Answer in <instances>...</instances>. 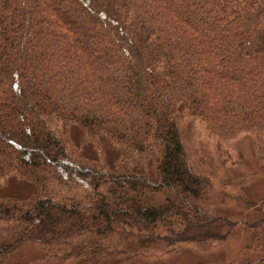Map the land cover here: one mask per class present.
Wrapping results in <instances>:
<instances>
[{"label": "trees", "instance_id": "trees-1", "mask_svg": "<svg viewBox=\"0 0 264 264\" xmlns=\"http://www.w3.org/2000/svg\"><path fill=\"white\" fill-rule=\"evenodd\" d=\"M184 118L223 163L264 137V0H0V186L17 179L0 264L30 244L48 264H132L244 233L228 264H264V199L193 161Z\"/></svg>", "mask_w": 264, "mask_h": 264}, {"label": "rangeland", "instance_id": "rangeland-1", "mask_svg": "<svg viewBox=\"0 0 264 264\" xmlns=\"http://www.w3.org/2000/svg\"><path fill=\"white\" fill-rule=\"evenodd\" d=\"M183 125L188 135L186 148L194 162L198 163L200 157L207 158L201 161L211 163L216 180L225 181L227 191L242 192L252 201L264 199V137L239 135L232 143H229L231 159L223 163L214 150V139L199 122L184 118ZM59 129L65 132L72 146L76 145L77 148L79 146L82 151L88 150L90 159L96 157L93 155L94 147H84L85 143H82L76 130L64 125H60ZM222 147L225 148V146ZM5 184L6 186H0L1 191L5 187L6 190L11 185H17V179L11 177ZM1 225L5 224L1 223ZM3 232L2 227L0 235ZM247 239L248 236L244 233V236L238 234L225 243L203 250L187 246L181 247V250L172 254L150 253L136 257L132 264H228L240 252V248L245 245ZM40 256H42L40 248L30 244L18 249L11 260L14 263L48 264L39 260Z\"/></svg>", "mask_w": 264, "mask_h": 264}]
</instances>
